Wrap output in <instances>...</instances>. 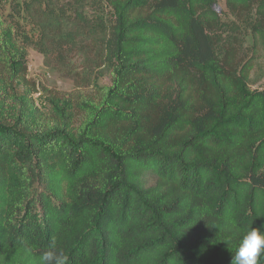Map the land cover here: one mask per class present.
<instances>
[{
  "label": "trees",
  "instance_id": "1",
  "mask_svg": "<svg viewBox=\"0 0 264 264\" xmlns=\"http://www.w3.org/2000/svg\"><path fill=\"white\" fill-rule=\"evenodd\" d=\"M220 1L254 13L264 54V0H103L108 25L78 12L110 82L77 98L27 76L0 18V264H37L52 237L67 264H231L264 223V87L217 32Z\"/></svg>",
  "mask_w": 264,
  "mask_h": 264
},
{
  "label": "rangeland",
  "instance_id": "2",
  "mask_svg": "<svg viewBox=\"0 0 264 264\" xmlns=\"http://www.w3.org/2000/svg\"><path fill=\"white\" fill-rule=\"evenodd\" d=\"M214 9L225 24L217 32L227 41L234 33L239 55L256 59L250 86L264 87V54L251 32L254 13L239 21L223 1ZM78 12L89 24L103 21L108 25L111 21L110 10L103 0H0V18L13 28L18 44L26 49L27 76L40 89L52 88L72 98L88 93L94 83L110 82L109 67L101 59L105 54L102 32L80 24ZM16 87L20 89L19 85ZM42 92L35 98L40 108L49 112Z\"/></svg>",
  "mask_w": 264,
  "mask_h": 264
},
{
  "label": "clouds",
  "instance_id": "3",
  "mask_svg": "<svg viewBox=\"0 0 264 264\" xmlns=\"http://www.w3.org/2000/svg\"><path fill=\"white\" fill-rule=\"evenodd\" d=\"M26 255L31 256L33 248L29 243L23 245ZM264 223L259 227L251 225L242 230V234L235 245L234 254L231 256V264H264ZM37 264H67V257L59 248L56 237H52L50 243L43 250Z\"/></svg>",
  "mask_w": 264,
  "mask_h": 264
}]
</instances>
